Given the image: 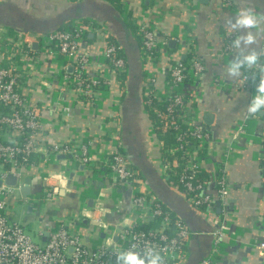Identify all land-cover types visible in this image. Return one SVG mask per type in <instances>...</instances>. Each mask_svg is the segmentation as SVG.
Returning a JSON list of instances; mask_svg holds the SVG:
<instances>
[{
    "label": "crops",
    "instance_id": "obj_1",
    "mask_svg": "<svg viewBox=\"0 0 264 264\" xmlns=\"http://www.w3.org/2000/svg\"><path fill=\"white\" fill-rule=\"evenodd\" d=\"M82 1L67 2L69 5ZM232 1L233 6L230 8L224 6L222 0H124L122 10L113 6L120 14L117 21L126 25L131 37L138 40L131 29L132 25L128 28V18H136L140 22L152 24L160 41L168 40L163 47L166 65L187 58L184 42L187 33L196 38L197 55L206 66V84L199 93L201 100L198 101V119L213 137L204 158L201 176L210 180L208 192L217 204L220 200L217 198L215 180L220 175V168L225 169L231 187L227 203L220 202L219 207L217 204L216 212L203 213L189 202L185 192L176 185L177 178L172 179L176 175L164 170L162 139L153 127L144 100L148 69L153 66L145 65L141 51L143 76L135 97L143 99L142 105L140 99L135 102L133 96L127 94L128 70L122 85L115 72L103 67L106 41L111 37L116 39V36L107 22L91 19L102 25L109 34L106 39L99 34H91L92 37H87V43H83L81 48L83 54L90 56L87 73L93 77L96 73L101 74L103 69V75L109 82L108 87L97 96L98 100L89 102L74 89H62L58 73L63 65L54 58L45 62L41 57L38 74L36 71L25 72L29 80H25L23 91L29 94L32 103H37L41 108L44 126L36 135L38 148L30 165L22 169L19 178L12 173L20 181L18 190H15L18 193L7 198L13 218L23 223L26 229L30 228L31 232H37L40 242H44L47 232L59 226L60 220L78 223L77 226H81L85 234V243L91 248L104 244L112 236L116 235L118 239L120 228L134 218L129 188L121 183H112L113 180L105 179L102 173L80 164L74 153L58 158L60 154L50 152L55 143L69 144L73 152L87 145L100 158L102 147L104 144L109 145L116 134L123 152L132 158L133 166L140 173L141 189L156 197L161 196L164 200L166 198V203L162 202L164 208L178 218V215L183 216L191 230L196 232L183 263L264 264V187L260 160L264 144V115L249 117L246 133L237 139L231 149L228 146L237 125L246 118L245 106L255 91V86L248 90L226 86L235 84L248 70H242L241 76L236 78H228L224 70L237 51H227V35L230 33L234 38L236 35L227 24V18L243 6L241 0ZM41 2L2 0L0 4L5 7L2 14L12 21L8 25L2 23V30H6L3 37L38 35L25 21L28 17L24 13L37 20L51 18L57 13L40 16L41 10L35 8L41 7ZM254 7L262 17L260 23L264 28V4L257 3ZM17 15L19 23L13 21ZM170 40L175 41L174 46L169 44ZM116 43L119 44L117 39ZM250 47H264V35L258 37L257 44ZM20 64L14 62L17 67H22ZM261 64L264 65V60ZM165 78L166 75L157 69L155 84L162 87ZM215 80H219L220 84H216ZM66 106L69 107L68 111L65 110ZM124 109L130 111L127 120ZM207 114L211 115L210 123L205 122ZM4 138H10V135ZM228 151L229 159L224 162ZM167 175L169 180L165 179ZM27 178L31 181L28 184L30 193L24 198L21 188ZM50 189L55 191L52 199L48 198ZM224 213L228 216L226 218L230 230L225 233L222 248L218 252L214 245V232L220 228V218L225 222V216L221 215ZM35 215L39 218L37 226L32 224L36 220Z\"/></svg>",
    "mask_w": 264,
    "mask_h": 264
},
{
    "label": "built area",
    "instance_id": "obj_2",
    "mask_svg": "<svg viewBox=\"0 0 264 264\" xmlns=\"http://www.w3.org/2000/svg\"><path fill=\"white\" fill-rule=\"evenodd\" d=\"M123 1L120 0L121 7ZM222 2L228 8L233 6L232 0ZM128 23L132 25L134 35L140 42L145 65L154 68L148 69L145 104L151 106L161 124L162 132L171 133L175 142L168 149L169 158L163 162L164 170L178 176L176 185L185 192L196 209L205 214L216 212L217 204L208 192L210 180L201 176L204 158L213 137L198 119V101L201 100L199 93L206 84V66L204 60L197 55L196 38L187 33L184 39L187 58L177 59L166 65L163 47L168 40L160 41L152 24L140 22L136 18H128ZM3 30L0 28V264H117L118 251H142L146 247L159 249L164 256V264L183 263L193 232L183 220L166 210L154 194L141 189L140 173L123 152L116 134L109 145L104 144L100 158L87 145L73 152L69 144L55 143L50 152L65 155L74 153L80 164L102 173L105 179L113 180L112 183H121L129 188L134 218L120 228L118 239L115 235L104 244L91 248L85 243V234L81 226H77L78 223L60 220L59 226L49 232L46 241L36 242L25 225L13 218L7 198L13 197L18 188L8 186L5 180L12 173L19 178L22 169L30 165L38 148L36 135L44 126L41 108L37 103H32L29 94L26 95L23 91L25 80L29 77L25 72L36 71L38 74L41 57L45 62L55 59L63 65L58 73L61 88L69 87L76 90L83 99L96 101L109 82L103 75V69L101 74L96 73L93 77L87 73L86 66L90 56L83 54L81 48L83 43H87L86 39L90 34H99L104 39L109 34L102 25L91 19H77L52 32L29 37L19 34L5 39L3 33L6 30ZM227 37V51L232 52L234 49L231 41L234 36L229 33ZM35 42L38 44V51L33 48ZM106 42L103 67L121 77L128 70L125 57L120 55L117 43L111 39ZM16 61L21 62L22 67L14 65ZM71 65L74 71L68 73L67 68ZM261 67L264 65L260 63L256 69H248L235 84L226 86L240 90L252 88L255 86L257 70ZM157 69L166 75L162 87L155 84ZM215 81L220 84L219 80ZM65 110L68 111L69 107L66 106ZM248 120L249 117L246 116L237 125L232 142L228 144L229 149L246 133ZM8 135L10 138L5 139L4 136ZM161 145L166 147L164 139L161 140ZM228 154L229 151L224 162L229 159ZM260 160L264 187V144ZM218 172L220 175L215 180L217 198L220 202L227 203L231 189L229 177L223 167ZM54 194V190H48V198L52 199ZM225 213L221 214L225 216V222L220 218V228L214 232V245L218 252L222 248L225 233L230 230Z\"/></svg>",
    "mask_w": 264,
    "mask_h": 264
},
{
    "label": "water",
    "instance_id": "obj_3",
    "mask_svg": "<svg viewBox=\"0 0 264 264\" xmlns=\"http://www.w3.org/2000/svg\"><path fill=\"white\" fill-rule=\"evenodd\" d=\"M202 2H206V0H202ZM3 5L0 4V28H2V23L7 24L12 23V21H9L6 15L2 14ZM5 8V7H4ZM28 19H25V21L30 25L32 28L35 29V32L38 34H45L49 33L50 31L57 30L61 26L70 23L74 20L81 19H95L101 22H107L110 26L111 31L113 32V35L116 36V39L119 43L120 48L124 52L125 60L128 66V76H129V84L127 88V94H131L132 100L140 99L141 104L143 103V99L140 97L137 99L135 96H137L136 92H138L139 89V82L143 76L142 71V60H141V49H140V42L136 40L134 37H131L132 35L129 33L130 31L127 29L126 25L123 22L117 21V18H120V14L116 11V9L109 3L104 2L103 0H83L82 2H77L73 4L67 5L65 8L59 10V12L56 13L55 16L44 19V20H37L35 18H32L28 13H24ZM18 15L14 18L13 21L18 22ZM92 35L90 34L88 38H91ZM169 44L171 46H174L175 41L170 40ZM33 48L38 49V44L35 42L33 43ZM74 67L68 66L67 72L73 73ZM143 105V104H142ZM125 110V119L127 120L130 116V111ZM211 121V115L207 114L205 122L210 123ZM70 158H72V155H69ZM65 154L58 155V158H65ZM132 164H134L132 158L128 155L127 156ZM166 180H169V175L165 176ZM163 180V179H162ZM30 178H27L25 180L24 186L21 188L22 195L24 198L28 197L30 193V188L28 184H30ZM5 183L14 188H18L20 186V181L18 178H16L13 174H9ZM2 184L0 180V185ZM62 192V190H61ZM158 197V196H157ZM160 197V198H159ZM158 199L162 203H166L167 199H162L161 196H159ZM162 203V204H163ZM218 207L220 206V202L217 203ZM220 212V208H218V213ZM181 220H183L187 226L189 227L186 219L178 215ZM190 228V227H189ZM191 230V228H190ZM193 232V230H191ZM195 235L196 232H193ZM46 237L44 238V241L48 239L49 232L46 233ZM200 262H193L189 261L186 264H199ZM185 264V263H181Z\"/></svg>",
    "mask_w": 264,
    "mask_h": 264
},
{
    "label": "clouds",
    "instance_id": "obj_4",
    "mask_svg": "<svg viewBox=\"0 0 264 264\" xmlns=\"http://www.w3.org/2000/svg\"><path fill=\"white\" fill-rule=\"evenodd\" d=\"M243 6L227 18V24L236 35L231 41L234 55L229 59L225 72L228 78L240 77L242 70L256 69V66L264 60V47H250L257 44L258 37L264 35L261 27L262 17L254 7V4H264V0H241ZM243 30V31H241ZM264 67L257 70L255 76V91L250 96L245 106V115L254 118L264 115ZM117 264H164V256L155 247H146L142 251L134 249L120 250L116 253Z\"/></svg>",
    "mask_w": 264,
    "mask_h": 264
},
{
    "label": "trees",
    "instance_id": "obj_5",
    "mask_svg": "<svg viewBox=\"0 0 264 264\" xmlns=\"http://www.w3.org/2000/svg\"><path fill=\"white\" fill-rule=\"evenodd\" d=\"M2 0H0V2H1ZM111 2H109L112 6H114V7H117L118 9L120 8L121 10H122V8H121V4H120V0H110ZM87 20V19H86ZM85 20V21H86ZM67 24H65V25H63V26H61L60 28H62V27H65ZM130 24L128 25V28L130 29ZM131 29L133 30V27H131ZM111 39L113 40V42H115L116 43V39L115 38H113V37H111ZM119 45V44H118ZM120 55H124V52L122 51V49L120 48ZM110 65L111 66H113V64H112V61H110ZM125 77H126V74H123V75H121V77H120V80H121V82H122V85H123V83H124V81H125ZM154 104H156V103H154ZM147 106V108H148V111H149V116L151 117V119H152V122H153V127H154V129H155V131L159 134V136H160V138L161 139H164L165 140V142H166V147L165 148H163V150H164V160L165 159H167V158H169V152H168V149L170 148V147H172L173 146V144L175 143L174 142V140L172 139V136H171V133H163L162 132V130H161V128H160V122H159V120L157 121V119H156V116L153 114V111H152V109H151V106L150 105H146ZM173 178H177V180H178V176H174V177H172V179Z\"/></svg>",
    "mask_w": 264,
    "mask_h": 264
},
{
    "label": "rangeland",
    "instance_id": "obj_6",
    "mask_svg": "<svg viewBox=\"0 0 264 264\" xmlns=\"http://www.w3.org/2000/svg\"><path fill=\"white\" fill-rule=\"evenodd\" d=\"M67 1L68 0H42L41 7H36L35 9L39 8L41 10V12L39 13L40 16L46 17L49 15L55 14L59 10L65 8L68 5ZM15 193H18V192H15ZM43 217H45L44 214H43ZM35 218L36 220L34 219V222H32V224L34 226H37V224L39 223V218L36 215H35ZM27 232L31 235L34 241L40 242L37 236L38 235L37 232H34V231L31 232L30 228H27Z\"/></svg>",
    "mask_w": 264,
    "mask_h": 264
}]
</instances>
